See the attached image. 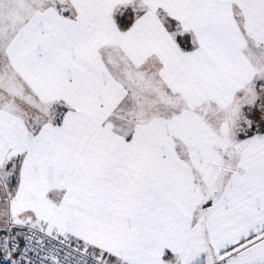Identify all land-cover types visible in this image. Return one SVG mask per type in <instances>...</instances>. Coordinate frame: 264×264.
Instances as JSON below:
<instances>
[{
    "label": "snow or ice",
    "instance_id": "6c2138e0",
    "mask_svg": "<svg viewBox=\"0 0 264 264\" xmlns=\"http://www.w3.org/2000/svg\"><path fill=\"white\" fill-rule=\"evenodd\" d=\"M0 264H264V0H0Z\"/></svg>",
    "mask_w": 264,
    "mask_h": 264
}]
</instances>
